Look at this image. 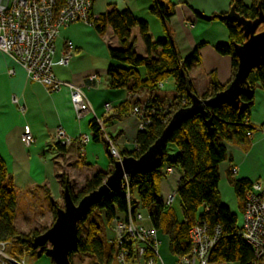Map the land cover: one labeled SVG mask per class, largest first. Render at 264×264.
Instances as JSON below:
<instances>
[{
    "label": "trees",
    "instance_id": "trees-1",
    "mask_svg": "<svg viewBox=\"0 0 264 264\" xmlns=\"http://www.w3.org/2000/svg\"><path fill=\"white\" fill-rule=\"evenodd\" d=\"M65 0H58L56 12H60ZM236 12L247 20H256L260 11L264 13V0H252L247 5L243 0H233L231 4ZM175 6L169 0H157L150 12L160 18L165 24L175 13ZM198 17L209 22L219 21L229 31V42L219 44L216 51L223 56L231 58L232 79L226 85H221L213 79L207 89L199 94L191 81V72L201 65L199 48L186 58L178 55L176 45L167 29V37L154 41L147 22L138 20L131 12H120L112 8L104 15L90 16V23L100 35H104L109 28L117 37L120 48L110 49V58L116 63L108 68L107 76L109 87L113 90H127L136 93L141 90L151 92L159 91L158 85L173 79L175 96L172 98L155 97L145 104L144 119L150 120L145 130L139 131L135 144L136 149L129 152L122 150L120 156L140 158L159 139L170 122L173 114L182 108L191 105L189 89L200 98L208 100L216 94L226 90L233 81L239 66L236 54V45L246 42L242 28L235 22L227 20V14H216ZM139 29L142 41L146 48V55L139 56L136 52V37L132 35L133 29ZM263 30V29H262ZM248 83L252 95H242L241 100L247 106L240 110L233 104H221L206 116L196 115L185 121L182 126L173 131L169 137L167 148L161 159V167L152 174L137 173L130 178L131 199L127 200L124 194H106L101 201L93 207L91 212L79 223V250L77 253L90 254L95 264H116V249L111 244L107 250L102 237L107 226L120 215L128 217L143 213L146 214L153 229L170 237L171 252L178 258L187 257L191 249L190 230L198 222H206L211 227L220 226L222 233L219 242L211 255L212 264H253L255 256L252 248L240 235L239 217L222 204L219 192L220 173L219 166L228 159L226 145H239L247 148L251 138L247 135L253 132L250 124L251 110L255 103L257 89L264 91V66L253 70ZM135 107H141L139 102L127 101L110 111L111 114L103 120H92L90 129L93 141L103 142L111 159V168L108 171H99L87 179L84 187L74 197L75 202L99 189L112 173L114 159L110 156V145L105 139L100 122L105 127L109 122H117L129 116ZM212 121L213 136H210L206 123ZM116 143V137H111ZM59 148L65 151L67 148ZM170 166L179 170L182 177L175 194L178 201L182 219L177 221L171 208H166L161 194L163 169ZM238 199L239 210L245 206L246 194L252 186L248 180H230ZM69 185L68 179L63 178L62 189ZM70 186V185H69ZM72 190V187H71ZM0 242L7 243L15 258L28 255L35 262L47 260V248L35 250L34 238L43 232L34 230L28 234L19 232L15 227L16 196L12 177L8 174L6 166L0 160ZM50 210L54 222L56 213L61 205L49 197ZM130 248L129 262L137 263V255L132 246ZM71 255V262L74 264Z\"/></svg>",
    "mask_w": 264,
    "mask_h": 264
},
{
    "label": "crops",
    "instance_id": "crops-1",
    "mask_svg": "<svg viewBox=\"0 0 264 264\" xmlns=\"http://www.w3.org/2000/svg\"><path fill=\"white\" fill-rule=\"evenodd\" d=\"M155 1L95 0L92 13L98 17L112 8L120 12L129 11L138 20L148 23L154 41L166 38L168 29L181 58L188 57L199 48L201 65L190 74L199 94L207 89L213 79H217L221 85L228 84L232 79L231 58L220 55L216 47L229 42V31L223 23L206 21L198 14L205 17L229 14L233 0H169L175 6V13L166 24L150 12ZM243 2L250 5L252 0ZM132 35L137 40V54L145 56L146 48L139 29H133ZM120 47L111 28L100 35L91 24L85 22H76L61 29L56 38L53 73L60 82L82 88L84 101L90 108L89 115L84 118L74 114L67 90L50 93L45 86L32 81L13 58L0 53V160L14 183L15 227L19 232L28 234L50 220L49 197L57 202L63 199L61 182L64 177L72 189L75 186L82 189L87 179L111 168V159L103 142L92 141L82 147L75 141L65 151L61 150L55 143L59 126L65 127L75 140L84 134L93 136L90 122L108 117L111 112L106 111L107 105L115 108L131 101L139 102L142 107L155 97L175 96V85L168 92L141 90L132 93L111 89L107 71L116 63L110 58V49ZM66 52H71V62L69 66L62 67L59 62ZM9 69H14L15 75L9 76ZM91 76H96V79L91 81ZM14 97L17 103L13 102ZM250 124L254 128L250 145L247 148L226 145L228 159L219 166L222 204L238 217L241 211L230 183L231 178L264 183V91L261 89L255 92ZM138 126L137 118L131 113L120 121L109 122L106 132L116 137L119 152H131L135 150ZM26 129L34 138L31 145L23 141ZM181 177L182 173L174 168L173 173L162 180L163 200L176 194ZM171 210L175 219L180 221L182 211L178 214L172 207ZM146 222L147 226L142 225L153 229L148 219ZM170 247V237L161 232L156 264H180Z\"/></svg>",
    "mask_w": 264,
    "mask_h": 264
},
{
    "label": "built area",
    "instance_id": "built-area-1",
    "mask_svg": "<svg viewBox=\"0 0 264 264\" xmlns=\"http://www.w3.org/2000/svg\"><path fill=\"white\" fill-rule=\"evenodd\" d=\"M95 0H65L60 12H56L58 0H0V53L13 58L34 82L40 83L50 93L67 90L74 114L78 118L89 115L90 108L84 101L82 88L60 82L53 73V57L55 54V40L61 29L76 23H90L93 15ZM94 16V15H93ZM71 52L63 54L59 65L69 66ZM9 76L15 75L14 69L7 71ZM91 81L96 76L90 77ZM159 91L164 89V82L158 85ZM13 102L17 103L16 97ZM145 106V105H144ZM144 106L135 107L132 115L139 122V131L145 130L150 120L144 119ZM107 112L112 110L110 105L105 107ZM105 139L110 145V156L115 161L122 160L116 143L106 132L100 122ZM250 138L253 133L247 134ZM23 141L27 145L34 142L29 129L23 134ZM77 141L82 147L93 141L90 134L81 135L76 140L67 129L59 126L55 133V143L69 148ZM136 149V144H135ZM174 168L166 166L163 169V180L173 173ZM236 170H233V172ZM120 191L127 200L131 199L130 177L126 176ZM175 195L164 200L166 208L174 204ZM0 200V209H1ZM144 218L141 214L116 218L108 231V241L116 249V264H130L128 258L132 246L137 255L136 264H156L159 257L160 232L148 229L142 225ZM240 235L250 245L254 252L253 264H264V183L254 182L246 194L244 210L239 217ZM221 227H211L206 222L198 221L190 230L191 249L187 257L179 258L180 264H212L211 255L221 237ZM8 244L0 242V264H28L25 257L15 258L7 254ZM47 257V256H46ZM47 260L51 261L47 257ZM51 263V262H50ZM34 264H40L35 262ZM43 264V263H41ZM47 264V263H44Z\"/></svg>",
    "mask_w": 264,
    "mask_h": 264
},
{
    "label": "water",
    "instance_id": "water-1",
    "mask_svg": "<svg viewBox=\"0 0 264 264\" xmlns=\"http://www.w3.org/2000/svg\"><path fill=\"white\" fill-rule=\"evenodd\" d=\"M227 20L237 23L242 28L246 39L244 44L235 46L239 66L229 87L208 100L200 98L189 89L191 105L173 114L162 135L149 150L140 158L124 157L122 160L114 161L112 173L103 185L79 202H75L71 187L67 185L63 192L64 207L57 210L53 225L34 238L35 250L47 247L46 256L54 264H72L70 257L79 250V223L106 194L118 193L126 176L132 178L137 173L152 174L159 170L163 153L173 131L196 115L205 117L208 110L213 112L221 104H233L240 110L247 106L242 102L241 96L252 95L248 83L249 76L253 70L264 66V13L260 11L256 20H247L233 7L227 14ZM206 126L209 135L213 136L212 121H208Z\"/></svg>",
    "mask_w": 264,
    "mask_h": 264
},
{
    "label": "rangeland",
    "instance_id": "rangeland-1",
    "mask_svg": "<svg viewBox=\"0 0 264 264\" xmlns=\"http://www.w3.org/2000/svg\"><path fill=\"white\" fill-rule=\"evenodd\" d=\"M174 85V81H173V79H169V80H167V81H165L164 82V89L161 91V92H168L169 91V88L171 87V86H173ZM80 190H81V188H78V187H74L73 189H72V192H73V194H74V196H76L79 192H80ZM58 203H59V205H61V207H64V199H60V201H58ZM172 208L174 209V211H176V213H178L179 214V212H181V207H180V205H179V203H178V201H175L174 202V204L172 205ZM49 210H50V206H49ZM51 211V210H50ZM51 217H50V220L48 221V222H46V221H44V222H46V223H43V225H41L40 226V228L38 229V231H40V232H43L45 229H49L52 225H53V223H54V218H53V213L51 212ZM143 218H144V221L142 222V224L144 225V226H147V216H146V214L145 213H143ZM34 231V230H33ZM32 232V231H31ZM46 232V231H45ZM44 233V232H43ZM43 233H41V234H43ZM108 231L105 229L104 231H103V233H102V237H103V240H104V242H105V246H106V248H107V250L109 249V247H110V243L108 242ZM47 248V247H46ZM7 254H9V255H11V256H13L12 255V251H10V247L7 249ZM23 257H25L26 259H27V262H28V264H34L35 263V261H33L31 258H29L28 257V255H26V256H23ZM20 258V257H19ZM18 259V258H17ZM73 261H74V264H95L96 262H95V259H94V257L92 256V255H90V254H80V253H76L75 255H74V257H73ZM51 262V263H50ZM44 263H47V264H54L53 263V261H49V260H45V262ZM43 263V264H44Z\"/></svg>",
    "mask_w": 264,
    "mask_h": 264
}]
</instances>
